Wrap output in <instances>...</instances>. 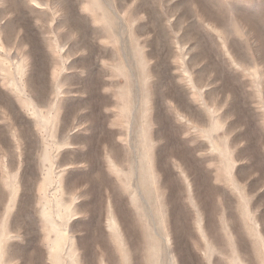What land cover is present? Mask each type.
<instances>
[{
  "label": "rangeland",
  "instance_id": "374dc122",
  "mask_svg": "<svg viewBox=\"0 0 264 264\" xmlns=\"http://www.w3.org/2000/svg\"><path fill=\"white\" fill-rule=\"evenodd\" d=\"M1 248L264 264V0H0Z\"/></svg>",
  "mask_w": 264,
  "mask_h": 264
},
{
  "label": "bare ground",
  "instance_id": "6f19581e",
  "mask_svg": "<svg viewBox=\"0 0 264 264\" xmlns=\"http://www.w3.org/2000/svg\"><path fill=\"white\" fill-rule=\"evenodd\" d=\"M28 1H30V0H28ZM32 4V3H31ZM35 4V3H34ZM36 5V4H35ZM38 5V4H37ZM66 21V20H65ZM6 23V22H5ZM7 24V23H6ZM4 25V24H3ZM11 25V24H10ZM10 25H9V28L11 29V27H10ZM4 27V26H3ZM5 28V27H4ZM180 28V27H179ZM7 29V28H6ZM2 31V30H1ZM7 31H9V30H7ZM100 31V30H99ZM102 32V31H101ZM5 33H7V32H5ZM9 34H10V32H8V36H9ZM97 34H99V33H97ZM102 34V33H101ZM103 35V34H102ZM100 36V35H99ZM4 37H7V36H4ZM7 39V38H6ZM6 42V41H5ZM28 53V55L30 54L29 52H27ZM199 55V54H198ZM24 58V57H23ZM25 58H26V55H25ZM27 59V58H26ZM25 60V59H24ZM29 60H31V62H32V58L31 59H29ZM21 63V65L23 64L22 62H20ZM20 63L18 64V66L20 65ZM27 63V62H26ZM21 65L18 67V68H20L21 67ZM17 67V66H16ZM29 67V66H28ZM16 69V68H15ZM21 69H22V67H21ZM21 69H20V71H21ZM26 69V68H25ZM17 71H18V69H17ZM25 71V70H24ZM40 72V71H39ZM15 73H16V70H15ZM18 74V73H17ZM18 76H20V74L18 75ZM20 86V85H19ZM27 86V85H26ZM28 87V86H27ZM20 89V88H19ZM25 89V88H24ZM160 89V88H159ZM174 89V88H173ZM22 91H23V89H22ZM20 92V91H19ZM20 94L21 95H23L22 94V92H20ZM177 94V93H176ZM43 96V95H42ZM37 97V96H36ZM158 96H156V98H157ZM38 100V99H37ZM41 100V99H40ZM32 102V101H31ZM40 102V101H39ZM172 102V101H171ZM26 103H29L30 104V106H31V103H30V101L29 102H26ZM25 103V104H26ZM169 104V103H168ZM174 104V103H173ZM191 105H192V103H190ZM184 105V104H183ZM188 105H189V103H188ZM169 106V105H168ZM184 106H186V105H184ZM24 107V106H23ZM182 107V106H181ZM33 108H35V107H33ZM180 108V107H179ZM187 108V107H186ZM188 108H191V107H188ZM22 110H24V109H22ZM29 110V109H28ZM33 110V109H32ZM35 110V109H34ZM37 110V109H36ZM177 110V109H176ZM184 110V109H183ZM190 110V109H189ZM188 110V111H189ZM27 111V110H26ZM31 111V110H30ZM191 111V110H190ZM25 112V111H24ZM180 112V111H179ZM192 112V111H191ZM27 113V112H26ZM32 115V114H31ZM33 116V115H32ZM191 116V115H190ZM35 117H37V114H36V116ZM32 118V117H31ZM49 120H50V118L48 119V122H49ZM42 121V120H41ZM45 121H47L46 119H45ZM47 122V123H48ZM45 123V122H44ZM49 123H51V122H49ZM48 123V124H49ZM226 127V126H225ZM18 149V148H17ZM19 154V153H18ZM19 156V155H18ZM20 157V156H19ZM140 159V158H139ZM159 162H160V160H159ZM174 163V162H173ZM161 165H162V163H161ZM158 166H159V164H158ZM178 166V165H177ZM161 167V166H160ZM166 167V166H165ZM173 167H175V165L174 166H172V170H173ZM164 168V167H163ZM162 168V169H163ZM176 168H174V170H175ZM165 170H167V168H165ZM169 170V169H168ZM160 172V171H159ZM161 173H163V172H160V174ZM164 173L165 174H168L169 172H167L166 173V171H164ZM169 175V174H168ZM162 176V175H161ZM162 177H164V176H162ZM166 178V177H165ZM109 223H111L112 224V226L113 227H115V223H114V219L112 218V216L110 215L109 216ZM58 227V226H57ZM63 229V228H62ZM59 230H61V229H59ZM58 231V230H57ZM61 233V232H60ZM3 236H5L4 234H2ZM58 236V235H57ZM67 236V235H66ZM61 237H62V235H61ZM61 237H59V238H61ZM64 237V236H63ZM2 239H4V238H2ZM63 239V238H62ZM61 239V240H62ZM2 241V240H1ZM171 240H170V237H169V235H165V237H164V242L166 243V247L168 248V249H170V252H171V258L170 259H172V253H173V250H172V248H171V242H170ZM55 246V245H54ZM53 246V247H54ZM6 248V247H5ZM3 248H1L0 249V252L2 253V250ZM50 249V248H49ZM54 249H55V247H54ZM6 251V250H5ZM55 252H56V250H54ZM51 253H53L54 254V252L52 251ZM57 253V252H56ZM50 258V257H49ZM48 258V259H49ZM75 258V257H74ZM0 261H1V259H0ZM50 261H52V260H50ZM4 262V261H3ZM2 262V263H3ZM53 262V261H52ZM52 262H51V264H52ZM75 263V261L73 262V264ZM5 264V263H4ZM50 264V263H49Z\"/></svg>",
  "mask_w": 264,
  "mask_h": 264
}]
</instances>
